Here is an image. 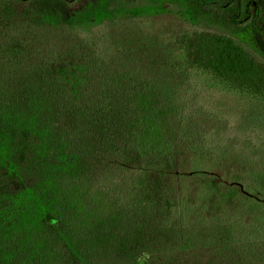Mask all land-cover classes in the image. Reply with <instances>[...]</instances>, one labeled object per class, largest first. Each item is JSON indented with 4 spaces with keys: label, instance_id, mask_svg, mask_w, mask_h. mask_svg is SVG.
<instances>
[{
    "label": "trees",
    "instance_id": "trees-1",
    "mask_svg": "<svg viewBox=\"0 0 264 264\" xmlns=\"http://www.w3.org/2000/svg\"><path fill=\"white\" fill-rule=\"evenodd\" d=\"M90 2L0 0V264H114L108 237L119 218L143 238L122 264H264V153L218 139L214 111L185 113L172 139L162 117L161 146L143 148L131 128L92 147L104 69L146 57L138 36L168 14L193 22L195 2L109 0L102 20L76 21ZM230 2L234 26L264 5ZM164 28L180 72L224 86L233 109L264 117V62L252 51L208 27Z\"/></svg>",
    "mask_w": 264,
    "mask_h": 264
},
{
    "label": "rangeland",
    "instance_id": "rangeland-1",
    "mask_svg": "<svg viewBox=\"0 0 264 264\" xmlns=\"http://www.w3.org/2000/svg\"><path fill=\"white\" fill-rule=\"evenodd\" d=\"M108 1L91 0L79 10L75 20L78 22L90 19L102 20L106 15ZM193 1L195 4L190 5L193 22L177 20L174 23L173 21L177 19L174 16L169 14L161 16L151 23V29H145L138 36V44L146 52V57L137 55L128 60L130 62L128 66L124 65L126 59L117 57L115 64H112L109 70L104 69L103 92L97 97V101L103 108L96 115L94 114L92 119H88L91 134L94 138L95 135L97 137L92 147L100 150L109 145L111 147L112 141L127 138L126 131L131 128L135 130L137 137L141 135L143 148L161 146L163 141L156 126L160 124L162 117L165 137L170 139L178 132L181 121L185 119V113L189 115L193 113L192 117H198L200 120L210 119L208 112L210 109L220 117L218 125L215 126L218 128V139L233 141L244 149L258 145L263 150L261 154L264 153V117L260 114L258 107L249 108L245 105L248 108L244 107L237 111L230 104L233 101L232 97L224 95L228 93L224 86L191 73L180 72L182 69L178 64L177 53L166 46L168 42H164L161 37V33L165 31L164 24L169 28L173 24L180 30L204 26L234 35L264 62V36H260L262 20L259 22L261 15H264V5H261V10L256 11L251 4L252 17L249 22L234 26L225 20L226 17L234 14L233 4L230 2L232 0ZM198 1L201 4H197ZM212 2L224 7L222 16L214 9L216 6H207ZM258 2L264 4V0H258ZM16 6L24 9L28 5L17 1ZM211 123L213 126L215 122L211 121ZM92 128L96 130V134ZM96 221L97 219H93L92 224ZM116 222L117 224L109 232L108 240L110 239L115 246L116 256L113 258V263L121 262L122 264L125 263L124 259L130 255L131 250L135 247H143V238L131 230L126 220L119 218ZM105 223L107 221L102 219L101 225ZM96 243H103V246L110 244L104 243V236H98ZM121 248L125 252L122 257L120 253L117 254ZM182 261L175 260L174 263L183 264Z\"/></svg>",
    "mask_w": 264,
    "mask_h": 264
}]
</instances>
